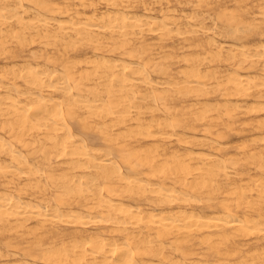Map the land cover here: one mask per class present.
<instances>
[{"label": "bare ground", "instance_id": "bare-ground-1", "mask_svg": "<svg viewBox=\"0 0 264 264\" xmlns=\"http://www.w3.org/2000/svg\"><path fill=\"white\" fill-rule=\"evenodd\" d=\"M0 264H264V0H0Z\"/></svg>", "mask_w": 264, "mask_h": 264}]
</instances>
